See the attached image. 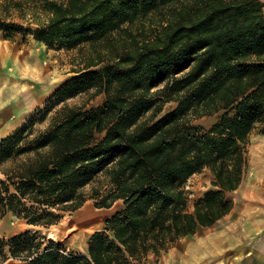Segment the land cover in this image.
<instances>
[{
  "label": "trees",
  "instance_id": "obj_1",
  "mask_svg": "<svg viewBox=\"0 0 264 264\" xmlns=\"http://www.w3.org/2000/svg\"><path fill=\"white\" fill-rule=\"evenodd\" d=\"M34 1L26 25L9 18L26 0H0V32L68 40L80 68L39 119L59 108L46 130L32 120L3 141L0 220L49 229L90 200L123 209L90 237L87 254L27 230L0 241V264H143L227 216L251 138L261 126L264 134V3ZM103 94L89 110L67 104ZM208 116H218L211 128L195 124ZM205 168L214 189L190 213L186 185Z\"/></svg>",
  "mask_w": 264,
  "mask_h": 264
},
{
  "label": "rangeland",
  "instance_id": "obj_2",
  "mask_svg": "<svg viewBox=\"0 0 264 264\" xmlns=\"http://www.w3.org/2000/svg\"><path fill=\"white\" fill-rule=\"evenodd\" d=\"M36 7L34 0H26L25 11H13L9 18L17 23L31 24ZM38 12L45 16L42 9L39 8ZM31 26L35 27V24ZM77 51V47L65 39H46L29 33L8 40L0 32V147L4 140L32 120H37V131L47 129L59 108L53 110L45 121L39 119L56 100L64 83L76 76L74 71L80 68L74 61ZM105 101L106 95L103 94L90 102L87 97L80 96L67 104L83 105L89 110L102 106ZM176 105L174 102L167 104L163 115L172 112ZM17 112L21 113L19 117ZM217 117H204L195 124L209 129ZM261 128L254 132L247 147V166L241 187L227 194V199L233 202L231 212L214 226L179 240L167 253H151L143 264H264V134L260 132ZM0 178H4L1 173ZM212 181L213 173L208 169L190 178L186 185L190 194L188 211L194 209V203L206 192L214 189ZM122 209L121 202L111 209H98L94 200H90L78 211L67 213L58 225L30 230L46 234L49 240L60 242L69 250L82 252L88 248L90 237L103 232L106 221ZM214 235L218 237L214 238ZM9 238L0 237V241ZM4 253L9 254L8 247L4 248Z\"/></svg>",
  "mask_w": 264,
  "mask_h": 264
},
{
  "label": "crops",
  "instance_id": "obj_3",
  "mask_svg": "<svg viewBox=\"0 0 264 264\" xmlns=\"http://www.w3.org/2000/svg\"><path fill=\"white\" fill-rule=\"evenodd\" d=\"M205 169H208V168H205ZM208 170H210V169H208ZM213 179H214V177H213ZM227 194H229V193H227ZM120 202L123 205L122 201H118V202L115 203V205L112 208H114ZM196 202L194 203V207H193L194 209H195ZM194 209L193 210H189V212L190 213L194 212ZM32 228H35V227H32V226L28 225L27 222H25L23 220H19V219H17L16 217H14L12 215H8L4 219L0 220V237L9 238V237H12L14 235L20 234V233L24 232L25 230H30ZM203 228H205V227H199L197 229L196 233H198L200 231V229H203ZM189 236H187V237H189ZM87 251H88V248H86V250L84 249L82 252L79 251L77 253L87 254L88 253ZM4 264H25V263L23 261H20V260L9 259Z\"/></svg>",
  "mask_w": 264,
  "mask_h": 264
},
{
  "label": "bare ground",
  "instance_id": "obj_4",
  "mask_svg": "<svg viewBox=\"0 0 264 264\" xmlns=\"http://www.w3.org/2000/svg\"><path fill=\"white\" fill-rule=\"evenodd\" d=\"M17 95H18V94H17ZM21 99H22V98H21ZM11 100H12V99H11ZM11 100H10V101H11ZM16 100H17V99H16ZM13 101H14V100H13ZM14 102H15V101H14ZM16 102H17V101H16ZM8 103H9V102H8ZM2 104H3V103H2ZM17 113H18V112H17ZM19 114H21V113H18V117H19ZM11 116H12V115H11ZM15 116H16V115H15ZM14 119H15V118H14ZM15 121H16V120H15ZM4 124H5V123H4ZM3 126H4V125H3ZM11 126H12V125H11ZM7 127H8V126H7ZM9 128H10V127H9ZM7 129H8V128H7ZM0 131H1V130H0ZM212 232H213V231H212ZM209 233H210V232H209ZM205 236H206V235H205ZM203 237H204V236H203ZM215 237H218V236L214 235V238H215ZM53 239H54V238H53ZM207 239H208V238H207ZM197 240H198V238H196V241H197ZM207 242H208V241H207ZM209 242H210V241H209ZM203 245H204V243L202 244V247L204 248L205 245H204V246H203ZM196 246H199V244L196 245ZM193 249H194V247H193ZM196 249H197V248H196ZM200 249H201V248H200ZM194 250H195V249H194ZM202 250H203V249H202ZM261 251H262V250H261ZM189 252H190V251H189ZM191 252H192V251H191ZM195 252H197V250H196Z\"/></svg>",
  "mask_w": 264,
  "mask_h": 264
}]
</instances>
